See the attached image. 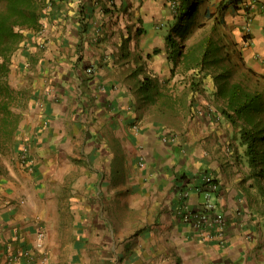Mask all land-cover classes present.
Masks as SVG:
<instances>
[{
  "label": "crops",
  "instance_id": "crops-1",
  "mask_svg": "<svg viewBox=\"0 0 264 264\" xmlns=\"http://www.w3.org/2000/svg\"><path fill=\"white\" fill-rule=\"evenodd\" d=\"M244 1L250 6L249 20L241 8L228 13L226 22L244 70L264 95V0ZM167 2L53 0L44 8L41 21L46 24L33 39L35 53L26 73L28 92L35 94L27 110L36 109L39 95L42 120L28 122L26 116L20 118L21 110L10 125L15 131L19 124L29 129L24 140L38 157L0 153V264L8 259L25 264L33 258L38 230L61 220L53 205L61 203L58 191L63 188L67 195L62 204H71L76 213L83 206L113 213L117 204L140 212L130 223L135 231L130 230L121 247L127 251L131 246L125 264H264V214L241 142L242 124L215 108L221 102L210 91L193 92L187 80L180 82L182 75L172 76L164 54L148 68L159 74L160 82L169 79L165 93L173 114L166 115L160 99L142 102L131 84L143 77L132 75L135 55L164 45L171 18ZM121 49L129 52L121 54ZM65 123L77 127L76 132L68 134ZM60 145H65L64 153ZM118 159L122 171L116 175ZM205 172L219 183L218 209L228 219L223 244L203 239L176 215L179 189L199 184ZM89 192V203H84ZM201 198L194 188L188 204L194 208ZM75 219L73 245H81L87 236L77 226L81 214ZM108 226L96 225L101 229L96 240L113 237ZM71 257L77 258V252Z\"/></svg>",
  "mask_w": 264,
  "mask_h": 264
},
{
  "label": "trees",
  "instance_id": "trees-1",
  "mask_svg": "<svg viewBox=\"0 0 264 264\" xmlns=\"http://www.w3.org/2000/svg\"><path fill=\"white\" fill-rule=\"evenodd\" d=\"M48 1L53 3V0H0V70L6 68L14 53L24 46L25 31H40ZM206 1L214 2L215 11L205 5L201 12ZM167 4L171 8V18L164 25L166 28L163 26L164 45L135 55L132 75H143V89L139 87L144 93L142 98L147 103L158 102L160 91H170L169 79L160 82L159 74L148 68L160 54H164L170 64L171 75H182L180 82L187 80L191 91H210L212 99L221 102L215 104V108L218 107L233 123L242 124L241 142L256 177L254 181L260 191V206L264 214V95L256 88L257 83L248 77L247 71L243 74L242 71L237 72V75L241 73L238 77L235 75L238 64L244 69L240 52L235 47L236 41L234 39L233 48L238 53H233L218 29L226 22L228 11L238 13L243 8L249 20L250 6L244 0H168ZM210 22L212 24L207 29ZM248 36L244 35L245 40ZM188 39L189 42L186 41ZM235 55L238 59H234ZM1 88L3 86L0 87V95ZM187 176L182 175L184 178Z\"/></svg>",
  "mask_w": 264,
  "mask_h": 264
},
{
  "label": "rangeland",
  "instance_id": "rangeland-1",
  "mask_svg": "<svg viewBox=\"0 0 264 264\" xmlns=\"http://www.w3.org/2000/svg\"><path fill=\"white\" fill-rule=\"evenodd\" d=\"M48 3L50 6L51 3L49 1L47 2V4ZM213 3L214 2L206 1L204 4H202L203 6H201V12L203 11L205 5L207 7L209 6L210 10L215 11L216 8ZM228 13H232V11L226 12V15ZM200 16L201 14H199V18L201 19ZM45 21L46 20H44V22ZM45 24L42 23V25ZM210 24L212 23H208L207 29ZM218 29L221 33H223L227 44L230 46V49L234 51L233 53H238L237 50L233 48L234 35L230 32V24L228 22H224L223 26L218 27ZM41 30L42 28L40 29V31ZM40 31H25L26 42L24 41V46H22L16 53H14V55L18 54L15 55L18 57L16 58L13 55L10 62L8 63V66L0 70V87L3 86V88H1L2 92L0 95V145L2 146L3 150H0V153L3 157H38L31 153V150H29L30 145L28 146L27 142L24 140L26 136L25 134L29 133V129L25 128L24 131L23 127L19 124L18 129L15 131L13 128H11L10 125L15 124L17 121L15 120L14 113L21 110L24 111L22 117L20 116V118L26 116V120L28 122L35 121V123L40 124L39 120H42V118L40 117V115L42 114L41 111H37L38 107H42L40 103L42 98L39 99V95L35 96L36 98H38V101H36L37 107L35 110L28 112L27 107L30 110L32 106L31 98L35 94L30 95L28 92V88L26 87L28 81L26 73H28L29 69L31 68L29 63L33 61L35 53V51L32 50L33 39L34 37H36L37 33H40ZM186 41L189 42V39ZM36 43L38 44V42ZM123 45L125 46L126 43L124 42ZM42 49L44 50L41 51V53L43 52L44 55V52L47 50V48L44 47ZM125 51L129 52L128 49H121L120 53L123 54L125 53ZM124 57L125 55L122 59H124ZM234 59H238V55H235ZM239 71H242V74L245 72L242 67L239 68L238 64V68L235 69V75L237 77L241 75V73H239V75L236 74ZM247 75L251 80L255 81V79H253V77H251L248 72ZM142 80L143 77L131 82V84L135 86V90L139 91L138 94H140V92L142 93L141 89L139 88H142ZM143 95L144 93H142V96ZM159 99L164 102L163 109L166 112V115L170 116V114H173L174 108L172 109L171 106L169 107L171 101L170 98L167 97L165 91L162 90L159 92ZM43 122L47 125L49 123V120L45 118ZM66 125L69 124L67 123ZM71 127L73 126L69 125L68 127H65V130L68 131V134H73L75 128H77L75 127L73 129ZM60 146L63 147V151H61L64 153L65 145ZM86 149L89 150L90 147L85 146L84 150L86 151ZM120 165V159H118V161H116V164L114 165V174L117 175L118 171H122ZM117 167L119 168L117 169ZM258 192V199L260 200V191ZM90 193L91 192H89L87 195H84V203H89ZM58 194V198L60 199L61 203H58L55 206L53 205V208H56V211L54 213H58L61 220H58L54 224L51 223L49 227L47 225L48 228H43L46 234L44 248L42 250H37L35 248L33 258L29 259L25 264H125L128 260L127 256L129 254L131 246L127 251H125L126 248L122 249L121 247L123 246V241L129 236L130 230L132 231V229L135 228L134 225H130L131 221H133L134 219H138L140 212L138 210L127 208L126 210H123L122 207L117 204L119 198L117 197L115 198V204H117V206L115 205V211L113 213H111L110 209L109 213H106L104 211H93L90 207L88 208L87 206V208L83 206L85 209L84 211L76 213L74 210H72L73 208L71 204L69 206H67L66 203L65 205L62 204L63 198L64 200H66V190L63 188L62 191H58ZM79 214H81L82 219L81 221L77 222V226L79 227V230H82L83 234L87 237L85 238L86 240L84 239L85 241L83 242V244L80 245L81 242L78 241L73 245L74 241L72 239V236L75 235L76 231L74 226V221L76 220L75 215L77 216ZM39 217L41 219L42 216ZM99 223H108L109 226L107 228L113 231V237H111L108 241L107 239H95L97 232L101 231L100 228L96 227V225ZM40 225L41 224H39V226ZM104 227L106 226L104 225ZM102 230L106 231L108 229ZM135 233L136 232H134V235ZM131 235L133 236V234ZM130 244L132 245V247L134 246L133 241ZM76 252L77 258L71 257V255ZM14 263H20V260L16 261L15 259H8L3 264Z\"/></svg>",
  "mask_w": 264,
  "mask_h": 264
},
{
  "label": "built area",
  "instance_id": "built-area-1",
  "mask_svg": "<svg viewBox=\"0 0 264 264\" xmlns=\"http://www.w3.org/2000/svg\"><path fill=\"white\" fill-rule=\"evenodd\" d=\"M92 69V67H89L88 71H92ZM166 138L164 137V140ZM200 178L201 182L198 185L193 183L191 187L186 188L183 186L179 189L176 215L181 220L191 224L200 232L203 239L217 240L220 244H223L226 242L228 219L226 214L218 209L219 183L215 176L209 172L202 173ZM194 188L202 195V198L201 204L193 208L188 204V198ZM45 238V231L43 229L38 230L37 250L44 248Z\"/></svg>",
  "mask_w": 264,
  "mask_h": 264
}]
</instances>
